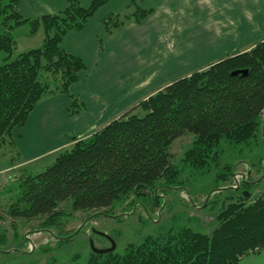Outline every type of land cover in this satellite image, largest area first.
Masks as SVG:
<instances>
[{
	"label": "trees",
	"instance_id": "trees-1",
	"mask_svg": "<svg viewBox=\"0 0 264 264\" xmlns=\"http://www.w3.org/2000/svg\"><path fill=\"white\" fill-rule=\"evenodd\" d=\"M108 1L91 0L84 6L79 0H67L61 11L27 18L19 10V0H0V145L14 144V129L27 123L47 94L68 95L70 116L85 108L70 87L87 65L63 48L62 40L70 31L83 29ZM149 13L151 9L132 1L123 12L107 15L103 23L112 33L128 21L141 22ZM25 24L32 35L43 30V43L13 56L17 40L12 30ZM263 112L264 39L173 80L90 135L70 136L73 143L58 150L46 169L16 177L15 200L6 211L14 219L42 218L40 228L66 232V217L72 212L110 213L116 203L133 206L170 188L167 185L177 187L181 173L189 168L207 176L229 150L249 146L261 132L264 135ZM187 133H194L195 139L181 163L174 164L171 146ZM235 169L232 162L218 170L216 187L201 203L219 210L215 217L219 225L211 234L180 227L130 243L122 254L91 251L87 264H238L244 256L259 252L264 248V192L253 196L250 187L264 176V164L254 178L250 169L239 177ZM222 187L233 193L220 201ZM157 198L142 206L160 209ZM69 200L71 211L61 206ZM8 241L6 229L0 227V247Z\"/></svg>",
	"mask_w": 264,
	"mask_h": 264
},
{
	"label": "crops",
	"instance_id": "crops-1",
	"mask_svg": "<svg viewBox=\"0 0 264 264\" xmlns=\"http://www.w3.org/2000/svg\"><path fill=\"white\" fill-rule=\"evenodd\" d=\"M79 1L84 6L91 2ZM132 1L151 13L108 33L103 19L123 12ZM66 6L67 0H19L27 18ZM263 39L264 0H109L83 29L70 31L62 40V47L87 65L70 87L85 108L70 116L68 95H45L27 123L13 131L24 163L70 146V136L90 135L173 80L249 50ZM238 264H264V248Z\"/></svg>",
	"mask_w": 264,
	"mask_h": 264
},
{
	"label": "rangeland",
	"instance_id": "rangeland-1",
	"mask_svg": "<svg viewBox=\"0 0 264 264\" xmlns=\"http://www.w3.org/2000/svg\"><path fill=\"white\" fill-rule=\"evenodd\" d=\"M12 35L18 41L13 56L41 46L45 36L43 31L30 34L28 24L13 29ZM261 120L264 122V113ZM194 139V133H187L173 142L171 152L174 164L181 163L184 153L192 146ZM18 140L20 139L15 136L14 144L0 145V227L6 229L9 240L0 247V264H87L93 245L96 248H107L112 244L111 239L95 230L110 236L116 243L115 251L120 254L130 243H141L148 236L159 237L180 227H190L195 231L211 234L219 225L215 219L219 210L206 208L201 206V203L216 187L214 178L217 171L222 170L225 164L233 162L236 164L235 176L239 177L242 172L250 169L254 178L258 176L256 172L264 164V135L261 132L258 139L249 146L243 145L229 150L221 159L219 166L207 176H202L190 168L183 171L178 178L177 187L175 184L167 185L170 188H164V191L159 190L154 194L162 203L160 209L142 206V202L149 203L154 200L155 196H152L141 198L139 203L128 207L116 203L113 212L110 213H97L93 210L75 211L69 213L70 218L66 217L68 219L66 232L59 233L54 228H40L42 218L14 219L6 211L9 203L15 200L18 186L16 177L25 171H43L56 157V152H53L26 164ZM235 176L229 182H233ZM222 188L224 189L220 201L233 193L230 188ZM250 190L253 196L264 192V176L250 187ZM61 206L71 211L72 202L69 200ZM78 227L79 230L70 238L62 239L69 237L70 232Z\"/></svg>",
	"mask_w": 264,
	"mask_h": 264
},
{
	"label": "water",
	"instance_id": "water-1",
	"mask_svg": "<svg viewBox=\"0 0 264 264\" xmlns=\"http://www.w3.org/2000/svg\"><path fill=\"white\" fill-rule=\"evenodd\" d=\"M235 73H237V72H235ZM245 194L248 195V192L246 191ZM95 232H97V233H99V234H101V235H103V236H105V237L111 239V240H112V244H111L110 247H107V248H96V247L93 245V251H94V252H97V253H105V252H108V251H114V250H115V248H116V243H115V241H114L110 236H108V235L105 234V233L98 232L97 230H95Z\"/></svg>",
	"mask_w": 264,
	"mask_h": 264
}]
</instances>
